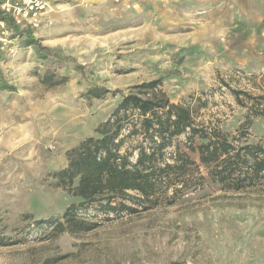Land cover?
<instances>
[{
	"label": "rangeland",
	"instance_id": "rangeland-1",
	"mask_svg": "<svg viewBox=\"0 0 264 264\" xmlns=\"http://www.w3.org/2000/svg\"><path fill=\"white\" fill-rule=\"evenodd\" d=\"M8 1L0 0V264H264V172L240 191L206 176L182 194L168 188L157 203L134 192L119 198L134 211L93 203L78 212L97 223L86 231L57 232L45 222L80 201L52 172L66 166L67 150L99 136L126 95L186 104L198 127L209 120L264 145V116L250 114L230 90L264 94V63L219 56L232 41L223 34L230 2L43 0L37 19L23 24L3 9ZM142 135L124 140L131 160ZM171 139L164 161L180 150L199 162L186 134Z\"/></svg>",
	"mask_w": 264,
	"mask_h": 264
},
{
	"label": "trees",
	"instance_id": "trees-1",
	"mask_svg": "<svg viewBox=\"0 0 264 264\" xmlns=\"http://www.w3.org/2000/svg\"><path fill=\"white\" fill-rule=\"evenodd\" d=\"M224 85L229 88L227 83ZM230 90L238 104L249 103L250 114L264 116V94L253 96L243 90ZM195 100L200 106L206 103L200 96ZM198 126L193 109L186 104L169 105L136 94L124 96L98 126L99 136H88L67 150L66 166L52 172L55 184L80 201L45 222L54 224L57 232L90 230L97 223L80 217V209L99 203L104 212L134 211L119 198L134 192L139 202L157 203L167 196L168 188L172 187V195L182 194L202 186L206 176L224 190L240 191L260 183L264 172L262 143L241 142L244 132L228 135L209 120ZM138 133L143 134L142 140L135 147L136 159L131 160V151H122V146L126 137ZM183 133L187 147L198 152L199 162L180 150L171 156V162L164 161L172 136ZM195 137L201 139L198 144L193 142ZM200 166L205 168V174L200 172Z\"/></svg>",
	"mask_w": 264,
	"mask_h": 264
},
{
	"label": "crops",
	"instance_id": "crops-1",
	"mask_svg": "<svg viewBox=\"0 0 264 264\" xmlns=\"http://www.w3.org/2000/svg\"><path fill=\"white\" fill-rule=\"evenodd\" d=\"M183 1L191 4L196 1L208 6L210 0H174L171 5ZM233 6L227 20L229 28H223V34L230 37V43L223 42L220 58L227 64L241 63L251 66L256 62L264 63V0H226ZM225 0H217L226 4ZM231 32L230 35L227 32ZM238 42V43H237Z\"/></svg>",
	"mask_w": 264,
	"mask_h": 264
},
{
	"label": "built area",
	"instance_id": "built-area-1",
	"mask_svg": "<svg viewBox=\"0 0 264 264\" xmlns=\"http://www.w3.org/2000/svg\"><path fill=\"white\" fill-rule=\"evenodd\" d=\"M23 6V10L21 13H19V6ZM16 6L15 8H13ZM3 9H5L7 12H10L12 10L13 17L15 19L16 23H26V22H32L37 19L38 14L40 13L41 9L44 8V2L43 0H9L7 4H4ZM13 8V9H12ZM15 10H17V14H15ZM0 24H3L2 21H0ZM0 36V40H1Z\"/></svg>",
	"mask_w": 264,
	"mask_h": 264
}]
</instances>
